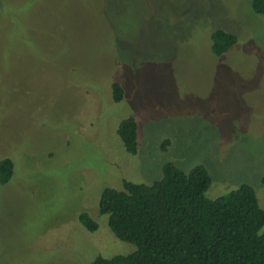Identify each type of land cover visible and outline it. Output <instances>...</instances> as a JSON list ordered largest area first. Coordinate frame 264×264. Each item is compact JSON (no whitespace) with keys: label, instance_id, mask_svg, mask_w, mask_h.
I'll return each mask as SVG.
<instances>
[{"label":"rangeland","instance_id":"1","mask_svg":"<svg viewBox=\"0 0 264 264\" xmlns=\"http://www.w3.org/2000/svg\"><path fill=\"white\" fill-rule=\"evenodd\" d=\"M250 1L0 0V158L14 161L0 264L132 253L99 213L101 191L150 184L169 162L204 165L209 199L249 184L264 209V15ZM214 28L237 36L217 57ZM128 116L134 154L116 133Z\"/></svg>","mask_w":264,"mask_h":264},{"label":"trees","instance_id":"2","mask_svg":"<svg viewBox=\"0 0 264 264\" xmlns=\"http://www.w3.org/2000/svg\"><path fill=\"white\" fill-rule=\"evenodd\" d=\"M250 5L254 13L264 15V0H251ZM236 42L237 36L230 31L214 28L210 32V52L216 57ZM111 96L116 103L123 99L120 83L112 84ZM116 133L124 150L134 154L136 120L122 119ZM13 172L14 161L0 158V184L7 183ZM210 183L204 165L186 172L169 162L162 167V177L150 184L123 180L122 189L104 188L99 213L107 215L113 235L134 244L136 250L109 258L97 256L90 264H264V232H260L264 209L254 188L242 184L209 199L205 192ZM78 220L88 231L98 227L87 212L82 211Z\"/></svg>","mask_w":264,"mask_h":264}]
</instances>
